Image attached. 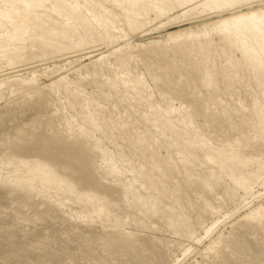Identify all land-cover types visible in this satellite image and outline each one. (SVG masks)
I'll use <instances>...</instances> for the list:
<instances>
[{
	"label": "rangeland",
	"instance_id": "1",
	"mask_svg": "<svg viewBox=\"0 0 264 264\" xmlns=\"http://www.w3.org/2000/svg\"><path fill=\"white\" fill-rule=\"evenodd\" d=\"M75 1L92 26L0 24V264H264V54L224 26L263 38L264 0L152 22Z\"/></svg>",
	"mask_w": 264,
	"mask_h": 264
},
{
	"label": "bare ground",
	"instance_id": "2",
	"mask_svg": "<svg viewBox=\"0 0 264 264\" xmlns=\"http://www.w3.org/2000/svg\"><path fill=\"white\" fill-rule=\"evenodd\" d=\"M96 1H98V3ZM249 1H251V0H116L118 7L123 8V10L129 11L130 15L127 17L128 19H130L129 22H133V18H138V17L143 18L145 16L153 17L151 22L157 21V19H161V20L163 19L164 20L166 17H167L166 19L169 18L172 21H174V19L177 20L179 17H172V16H174L178 12H182L180 14V16H183L184 14L190 13V12H193L195 14L218 13V12H221L223 9L232 7L233 5H237V4L249 2ZM99 2H101V1L100 0H95V1L85 0L84 3H86L85 5L88 4L89 7L93 6L96 9H101V10L103 9L104 10V8H102L104 3L103 4L100 3V5H98ZM86 7H88V6H86ZM33 9L34 10H46V11L50 10L51 12H54V13H61L62 11H64L66 9V10H69L71 13H74V15H76L75 13H78V12L85 13L87 19L84 17L85 18L84 22L87 23L89 26L93 25L88 20L87 16L90 15V14H88V15L86 14V12H88V10H86L83 6L79 5V3L76 2L75 0L72 3L68 2L67 0H12V1L7 0V1H3L2 5H0V24L1 25H9L10 27L13 28V30H14L13 34H9L8 32H6L4 34L5 38L9 42L15 43V42L24 41V37L26 35H29L31 30H34V28H35L34 24H33L34 26L32 27V29H30V27H28V25L26 23V22H28V18L31 17L30 12ZM96 9H95V11H97ZM90 10H91V8H90ZM93 10H94V8H93ZM98 12H100V11H98ZM89 13H90V11H89ZM21 15L25 16L23 21L20 22V21H18V20L16 21V19H14L15 16L17 18H20ZM27 15H29V16H27ZM90 17H91V15H90ZM97 17H98V15H97ZM100 17H103V16L101 15ZM145 21L148 22L147 19H145ZM151 22H148V24ZM247 22L248 23H246V24H240V23L237 24L235 22H228L224 26L228 29H232L231 30L233 32L232 35L236 39L235 41L238 42V48L241 50V52L246 57H250L256 61H259L260 55H256V51H258V52L261 51L264 54V42L262 41V39H264V37L260 38V37H262L261 35H260V37H258L256 35L257 33L256 34L253 33V29H251V27L252 28L254 27L255 21L252 20L250 22L249 21H247ZM43 27L47 28L48 24H44L41 22L39 25V28L44 30ZM263 34H264V32H263ZM66 35H67V33L60 29V32H58L57 35L54 34L53 36H51L50 38H46L45 40L50 45L60 44L63 46L65 43L64 38L68 39L66 37ZM31 39H32V37H31ZM70 49H72V48L70 46H68L67 50H70ZM14 50L17 52L21 51V49L17 48V47H15ZM115 51L119 52L120 49L115 50ZM69 52H71V51H69ZM257 66H258V68L261 66L259 62L257 63ZM50 86L52 87L53 84H51ZM20 162L21 161H19L16 158H11L9 164L15 165V164H18ZM6 167H8V166H6ZM44 167L46 169H49L48 166H44ZM111 169H112L111 171L113 173L116 172L114 170V168H111ZM45 171H47V170H45ZM51 175H52V173H51ZM209 230L207 232H209Z\"/></svg>",
	"mask_w": 264,
	"mask_h": 264
}]
</instances>
